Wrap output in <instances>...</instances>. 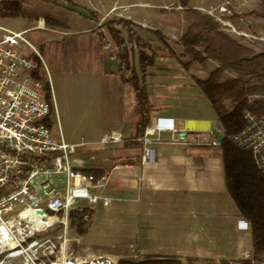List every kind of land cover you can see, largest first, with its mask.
<instances>
[{
	"label": "rangeland",
	"instance_id": "rangeland-1",
	"mask_svg": "<svg viewBox=\"0 0 264 264\" xmlns=\"http://www.w3.org/2000/svg\"><path fill=\"white\" fill-rule=\"evenodd\" d=\"M2 1L5 0H0V3ZM17 1L22 2L20 12L0 17V25L11 30L27 31L26 38L34 49L25 44L22 52L31 59L35 55L39 57L45 79L51 85L53 134L60 138L62 133L70 143L90 141L97 138L106 128L119 127L121 119L131 115L136 108L134 90L130 85L121 82L119 64L112 58L117 49L111 38L106 39L102 30L95 33L71 34L84 30L87 17L100 18V22L105 17H108L106 20H130L136 23L135 29L138 33L158 49L155 65L149 69L154 82L153 87L149 88V84L147 89L152 106L151 115L178 116L197 110L205 96L197 87L195 78L207 79L220 67V63L207 56L201 46L195 48V51L200 53L197 59L187 52L182 43L183 37L188 35L190 25L186 20V9L192 8L204 16L211 17L214 22L220 24L223 33L240 44L257 52L264 48V19L251 14L260 9V0H190L189 7L181 6L179 0H176L175 6H170V0H163L164 4L156 0H57L59 4L41 0ZM224 9H227V12H224ZM236 15L241 17L234 19ZM42 20L51 21L52 29H37ZM63 20L70 21V24L64 25V33L60 35L55 31ZM156 33H159V36ZM165 42L172 48L175 56L170 55L164 46ZM83 55L87 63L98 57L109 75L97 77L84 70ZM92 65L95 66L96 74H100L101 65L97 59L92 61ZM186 65L188 70L184 67ZM234 76V73L226 71L223 72L222 79ZM251 99L264 100V92H259ZM149 125H152V120ZM145 137H150L149 132H145ZM144 138L140 139L143 149ZM125 141L124 137L121 145L107 147L114 153L123 147ZM142 153L144 158L143 150ZM120 165L125 167L121 169L130 168L129 165L120 163L115 164L114 168L119 169ZM86 172L93 175L91 170ZM103 172L97 182L93 179L90 188L93 198L77 200L71 213L74 211L76 216H79L80 210L85 206L92 207L96 212L101 203L112 207L121 205L117 199L102 197V194L114 197L119 194L116 190L112 192L115 184L111 183V169ZM103 177L108 179L103 182V187H99ZM55 185L59 189L63 188L62 181H56ZM158 201L155 203L152 200H144L138 206H132L130 202L126 204V208L133 213V227L129 234L130 249L126 253L108 255L118 256L122 263L129 261V264L153 256L181 258L183 264H244L248 261L264 264V255L258 261L254 260L255 245L251 259L239 252L237 223L240 217L236 208L233 210L230 201ZM71 213L66 233L62 229H54L49 234L65 235L69 240L68 248L74 256H78L77 245L73 241L77 237H83L80 233L88 229L91 218L89 211L81 219H73ZM93 256L98 255L87 257ZM187 259H190L188 263ZM10 264H16V261H11Z\"/></svg>",
	"mask_w": 264,
	"mask_h": 264
},
{
	"label": "built area",
	"instance_id": "built-area-1",
	"mask_svg": "<svg viewBox=\"0 0 264 264\" xmlns=\"http://www.w3.org/2000/svg\"><path fill=\"white\" fill-rule=\"evenodd\" d=\"M176 0L170 1L175 6ZM227 9H224V12ZM37 29H52L42 20ZM0 264H129L115 255L77 257L68 248L65 235L49 234L54 229L67 231L70 213L77 200L90 199L93 175L84 173L92 163L74 159V145L52 131V111L45 98L46 82L37 77L38 61L22 52L27 31L0 25ZM247 126L233 137L234 143L252 151L254 161L264 174V117L246 111ZM214 120L157 119L146 131L157 137H145L144 159L150 158L154 142H172L169 134L200 132L223 133ZM124 141L120 129L105 134L96 144L117 147ZM81 146L88 145L81 142ZM220 149V141L206 144ZM92 165V164H91ZM128 167V166H126ZM119 169L125 168L123 165ZM108 178L100 179L99 187ZM62 181L63 188L55 185ZM141 185L143 177L139 178ZM237 223L239 252L251 259L255 230L241 213ZM6 232V235L5 233Z\"/></svg>",
	"mask_w": 264,
	"mask_h": 264
},
{
	"label": "trees",
	"instance_id": "trees-1",
	"mask_svg": "<svg viewBox=\"0 0 264 264\" xmlns=\"http://www.w3.org/2000/svg\"><path fill=\"white\" fill-rule=\"evenodd\" d=\"M57 4V0H41ZM190 0H179L183 7H189ZM69 2V0H66ZM261 6L251 14L264 19V0ZM59 4V3H58ZM22 8V2L5 0L0 3V17L16 15ZM189 25L188 35L183 37V45L188 53L197 59L198 46L203 47L204 53L220 63V67L210 74L207 79L195 78L196 85L204 93L210 104L211 119L216 121L224 134L220 142V150L225 175L226 190L236 210L249 219L255 230L254 260L264 255V174L257 167L253 153L250 150L238 147L233 137L239 134L246 126L244 117L246 111L264 117V100L251 99L259 92H264V48L257 52L238 41L232 39L220 30V24L214 22L209 16L189 8L185 11ZM250 14V15H251ZM236 15L234 19H239ZM93 19L91 17H87ZM94 31L106 30L105 33L115 43L117 60L119 63V77L123 84L130 85L135 93L137 112V133L133 141L127 142L125 147L139 151L137 161L142 163L143 142L146 127L151 122V108L149 101L148 78L149 69L155 65L158 58V49L145 40L135 29L136 23L123 18L108 19L100 22ZM159 36V33H156ZM104 37V35H103ZM161 37V36H160ZM171 56H175L172 48L165 42ZM177 57V56H176ZM33 60L38 61L37 77L46 82L45 98L50 109H53V97L50 83L45 79L42 63L37 55ZM188 70V65L184 66ZM43 71V72H42ZM234 73V77L222 79L223 72ZM88 173V172H86ZM94 182L104 174L103 171L94 170ZM90 212L88 229L81 231L80 236L86 235L95 215L90 206L83 207L79 216L71 213L72 218H84ZM190 259H187V263ZM131 264H183L181 258L168 256H153L139 259ZM224 264H228L224 262ZM244 264H253L251 261Z\"/></svg>",
	"mask_w": 264,
	"mask_h": 264
},
{
	"label": "crops",
	"instance_id": "crops-1",
	"mask_svg": "<svg viewBox=\"0 0 264 264\" xmlns=\"http://www.w3.org/2000/svg\"><path fill=\"white\" fill-rule=\"evenodd\" d=\"M106 18L108 17L102 18L101 22L106 20ZM68 24H70V21L65 23V25ZM84 24V30L71 34L95 33L94 30L100 26L94 19L89 18L85 20ZM103 32L106 39H108L104 30ZM55 33L60 34L56 31ZM112 58L117 60V52L113 53ZM96 59L101 65L98 57L87 63V59L83 55L82 68L97 77L109 75L107 68L104 69L102 65L100 74H96L95 66L92 65V61L94 62ZM152 79V75L149 73V88L153 87L152 84L154 82H152ZM201 102L197 110L187 111L178 114V116H157L152 114V123L157 119L211 121L208 100L206 98L201 99ZM131 113V115L128 114L127 117L121 119L119 127L106 128L97 138L84 141L88 145L81 146L79 143L66 141L74 145L72 155L74 159H84L90 162L92 160L89 168L84 170V173L87 170L103 171L108 168L111 169V183L115 184L112 192L116 190L119 194L116 197L102 194V197H107V199L112 197L121 202V205L116 206L119 208L102 205L103 203L99 204L87 235L77 237L73 241L77 245V257H87L93 254L100 256L129 251L131 246L129 234H131L133 227V213L126 208V204H129V202L132 206H138L144 200H152L155 203H158V200L177 202L200 199L227 200L232 203L233 210H235V206L226 190L221 150H211L206 146V144L218 140L217 134L187 132L174 135L170 133L169 140H174L176 143L154 142L149 144V147L154 151L150 158H143L141 165H139L137 161L139 151L125 147L127 142L133 141L137 133L138 117L136 108ZM116 129L122 130L126 140V143L123 147L118 148V151L113 153L112 149L95 144L102 136ZM61 136L64 135L61 133ZM149 136L156 138L157 134L150 133ZM98 151L101 152L99 153ZM117 163L129 165L130 168L115 169L114 165ZM140 177L144 179L142 185L139 182ZM125 193L127 194L125 195ZM116 229L121 231L119 237L116 234Z\"/></svg>",
	"mask_w": 264,
	"mask_h": 264
},
{
	"label": "bare ground",
	"instance_id": "bare-ground-1",
	"mask_svg": "<svg viewBox=\"0 0 264 264\" xmlns=\"http://www.w3.org/2000/svg\"><path fill=\"white\" fill-rule=\"evenodd\" d=\"M135 1H138V2H145V1H147V0H135ZM156 1H159V2H161L162 4H164V1L163 0H156ZM171 2H173V0H170ZM46 21H48V20H46ZM60 25L56 28V31H58L60 34H63L64 33V25H65V23H67L66 22V20H63V21H60ZM5 233V235H6V232H4ZM116 233L118 234H121L120 233V231H119V229H116Z\"/></svg>",
	"mask_w": 264,
	"mask_h": 264
},
{
	"label": "water",
	"instance_id": "water-1",
	"mask_svg": "<svg viewBox=\"0 0 264 264\" xmlns=\"http://www.w3.org/2000/svg\"><path fill=\"white\" fill-rule=\"evenodd\" d=\"M212 127L214 128L215 131L219 129V124L218 123H213ZM224 139V134L220 133L218 134V140L221 142Z\"/></svg>",
	"mask_w": 264,
	"mask_h": 264
}]
</instances>
